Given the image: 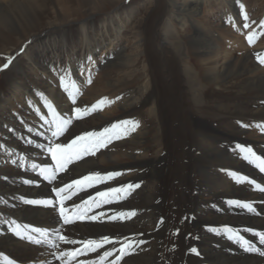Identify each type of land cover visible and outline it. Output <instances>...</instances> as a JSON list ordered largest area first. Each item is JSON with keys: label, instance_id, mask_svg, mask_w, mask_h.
<instances>
[{"label": "bare ground", "instance_id": "obj_1", "mask_svg": "<svg viewBox=\"0 0 264 264\" xmlns=\"http://www.w3.org/2000/svg\"><path fill=\"white\" fill-rule=\"evenodd\" d=\"M127 1L0 0V264H264V5Z\"/></svg>", "mask_w": 264, "mask_h": 264}, {"label": "rangeland", "instance_id": "obj_2", "mask_svg": "<svg viewBox=\"0 0 264 264\" xmlns=\"http://www.w3.org/2000/svg\"><path fill=\"white\" fill-rule=\"evenodd\" d=\"M127 2H129V1H127V0H123V2H122V4L123 5H126L127 4ZM255 4L257 5V6H262V5H264V0H258V1H256L255 2ZM121 6V5H120ZM89 8H91V13L92 12H95V13H97V10L96 9H94L95 7L94 6H92L91 5V7H89ZM89 8H76V7H74V10H72L73 12H72V14H70L71 15V17H69L68 15H67V17H69V18H72V20H70V21H73V20H75L74 22H78V21H84V20H86L87 18H84L83 17V15H79V14H81V13H83L85 10H88ZM75 15H79V16H75ZM52 14H50V16L48 17V19H43L42 20V24H44V23H46V22H48V21H53V22H55V19H53L52 18ZM66 18H63V20H65ZM67 20V19H66ZM69 20V19H68ZM61 20L60 19H58V20H56V22H55V24H58V22H60ZM62 25V24H61ZM59 26V25H58ZM57 27V26H56ZM46 28H49V30L51 31V33H53L54 31H53V27L51 26V27H47L45 24L41 27H39V25H35V27H34V32L36 33V34H40V33H42V32H44L45 31V29ZM69 30H70V28H68ZM42 30V31H41ZM247 30H249V29H246L245 31H247ZM256 31H259V33L257 34V38H255L256 40V42L257 43H263L264 42V24H263V26H260V27H258L257 29H256ZM61 35H62V37H60V35L58 34V38H59V40H65L66 41V39H67V35L65 34V33H61ZM242 35H246V33H244V34H242ZM248 36H250V37H252V33H251V29H250V31L248 32ZM48 37V36H47ZM46 37V38H47ZM247 37V36H246ZM30 38V36H27V37H23L22 39H21V41L22 42H20L21 44H23V45H25L26 44V41L28 40ZM45 38V39H46ZM24 39V40H23ZM26 40V41H25ZM28 41H30V40H28ZM27 41V42H28ZM70 43H71V41H67V46L69 45L70 47H71V45H70ZM20 44V45H21ZM77 45V44H76ZM63 47H64V45H63ZM22 49V45L20 46V48H19V50H21ZM69 49V48H68ZM63 50H66L65 48L63 49ZM20 52V51H19ZM69 55H71V52H69L68 53ZM72 59H74V60H77L78 59V56L76 55V56H74V55H72ZM115 64H116V60H115V58H112V59H110L109 61H105V62H103L102 64H101V66L98 68V69H96L95 68V70L90 74V76H89V78H88V81H87V83H86V87H91L92 85H94V83L95 82H98L99 81V79L102 77V76H106V74H107V72L108 73H113V72H115L116 71V67H115ZM108 69V70H107ZM111 69V70H110ZM107 70V71H106ZM139 73H138V75L140 74V72H142L143 73V71L141 70V69H139V71H138ZM103 74V75H102ZM99 78V79H98ZM141 78V79H140ZM196 78H197V76L195 75V77H194V79H193V77H191V79H193L195 82H197L196 83V85H197V87H198V89H200L201 87H202V83L201 82H198L197 80H196ZM200 80V79H199ZM199 83V84H198ZM201 83V84H200ZM134 85H135V87H133L135 90H137V92L139 93V95L140 96H146V94L148 95V94H152V92H153V88H154V85H153V83H152V79H151V77L150 76H144L143 74L142 75H139V78H138V80H135L134 81ZM151 88V89H150ZM199 92V91H198ZM198 92H195V93H191L190 95H192V98L194 99V101L195 102H197V104H204L205 102H207V99H206V97H204L201 93H198ZM201 94V95H200ZM195 95V96H194ZM152 96V95H151ZM202 96V97H201ZM153 98V97H152ZM155 98H153V100H154ZM151 105L150 104H147L145 107H143L142 108V111H143V113L144 114H146L149 118H151V116H153L152 115V113H150L151 111ZM88 140H91V136L90 135H88L87 134V136H85ZM81 139V138H80ZM80 139H77L76 141H80ZM104 144V143H103ZM102 144V142L101 141H99L98 142V145H102V146H104ZM191 145H193V146H191ZM191 145H189L190 147V149H189V151H190V154H193V155H195L196 157L197 156H200L201 154H202V150H201V148L199 147V145L196 143L195 145H197V146H195L194 144H192L191 143ZM100 146H99V148H100ZM215 147H217V148H219L220 150H222L221 148H220V146L219 145H217V144H215ZM187 148V147H186ZM194 148V149H193ZM193 149V150H192ZM195 149H197V150H195ZM66 150H63V152H62V154L65 152ZM153 151H154V148L152 149V153H153ZM200 151V152H199ZM151 152H150V154H151ZM192 152V153H191ZM199 152V153H198ZM152 155V154H151ZM216 167L217 166H213V167H211V168H209V170H213V169H216ZM83 169V168H82ZM81 169V170H82ZM208 169H206V171H205V174H208L210 171H209ZM218 170V169H217ZM81 173V172H80ZM79 173V174H80ZM69 176H72V175H69ZM83 176V177H82ZM81 177V178H80ZM90 176L88 175V176H86V173H81L76 179L77 180H73V179H68V180H72L71 182H74V183H76V184H86V183H88L89 182V180H90ZM49 246H51V247H53L54 246V244L53 245H49ZM55 260H58V257L55 259ZM172 264H178V263H172ZM181 264H182V262H181Z\"/></svg>", "mask_w": 264, "mask_h": 264}]
</instances>
